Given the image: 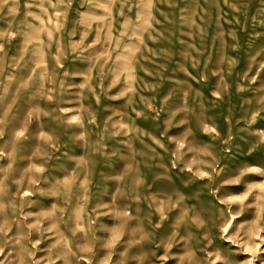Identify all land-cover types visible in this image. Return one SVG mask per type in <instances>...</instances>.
<instances>
[{
  "label": "rangeland",
  "instance_id": "1",
  "mask_svg": "<svg viewBox=\"0 0 264 264\" xmlns=\"http://www.w3.org/2000/svg\"><path fill=\"white\" fill-rule=\"evenodd\" d=\"M0 264H264V0H0Z\"/></svg>",
  "mask_w": 264,
  "mask_h": 264
}]
</instances>
